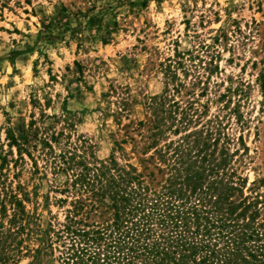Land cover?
Wrapping results in <instances>:
<instances>
[{
  "label": "rangeland",
  "instance_id": "1",
  "mask_svg": "<svg viewBox=\"0 0 264 264\" xmlns=\"http://www.w3.org/2000/svg\"><path fill=\"white\" fill-rule=\"evenodd\" d=\"M166 92L195 122L159 145L209 130L264 213V0H0V264H60L35 250L76 196L42 139L141 171L124 127Z\"/></svg>",
  "mask_w": 264,
  "mask_h": 264
},
{
  "label": "trees",
  "instance_id": "2",
  "mask_svg": "<svg viewBox=\"0 0 264 264\" xmlns=\"http://www.w3.org/2000/svg\"><path fill=\"white\" fill-rule=\"evenodd\" d=\"M145 104L147 120L132 130L131 124L124 127L131 141L136 130L144 141L141 171L120 164L114 154L98 159L74 147L53 155L52 143L63 132L42 139L53 168L68 174L62 190L76 198L62 227L46 230L37 260L46 255L60 264H264V213L254 200L238 196L245 180H234L227 148L217 154L212 132L197 128L160 146L169 131L195 122L194 105L181 107L167 92L148 96ZM150 165L163 174L160 180L154 170L145 171Z\"/></svg>",
  "mask_w": 264,
  "mask_h": 264
}]
</instances>
